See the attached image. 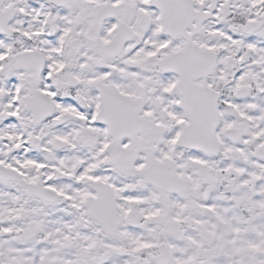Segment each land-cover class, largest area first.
<instances>
[{
    "label": "snow or ice",
    "instance_id": "snow-or-ice-1",
    "mask_svg": "<svg viewBox=\"0 0 264 264\" xmlns=\"http://www.w3.org/2000/svg\"><path fill=\"white\" fill-rule=\"evenodd\" d=\"M0 264H264V0H0Z\"/></svg>",
    "mask_w": 264,
    "mask_h": 264
}]
</instances>
